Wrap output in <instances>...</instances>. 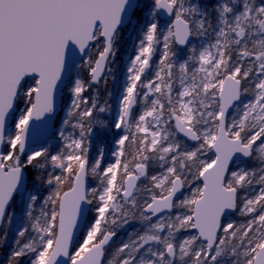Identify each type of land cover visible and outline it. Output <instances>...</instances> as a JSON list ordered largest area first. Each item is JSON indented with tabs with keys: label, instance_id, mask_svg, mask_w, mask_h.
Wrapping results in <instances>:
<instances>
[{
	"label": "snow or ice",
	"instance_id": "1",
	"mask_svg": "<svg viewBox=\"0 0 264 264\" xmlns=\"http://www.w3.org/2000/svg\"><path fill=\"white\" fill-rule=\"evenodd\" d=\"M0 264H264V0H0Z\"/></svg>",
	"mask_w": 264,
	"mask_h": 264
},
{
	"label": "water",
	"instance_id": "2",
	"mask_svg": "<svg viewBox=\"0 0 264 264\" xmlns=\"http://www.w3.org/2000/svg\"><path fill=\"white\" fill-rule=\"evenodd\" d=\"M35 123H39V122H35ZM44 134H45L44 130L40 127L33 129V138L37 142H39L43 139Z\"/></svg>",
	"mask_w": 264,
	"mask_h": 264
}]
</instances>
